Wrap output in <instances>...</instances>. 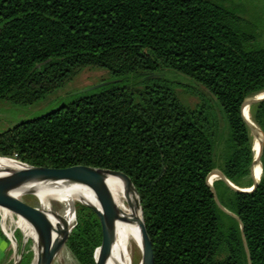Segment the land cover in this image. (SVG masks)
Masks as SVG:
<instances>
[{
	"label": "trees",
	"instance_id": "obj_1",
	"mask_svg": "<svg viewBox=\"0 0 264 264\" xmlns=\"http://www.w3.org/2000/svg\"><path fill=\"white\" fill-rule=\"evenodd\" d=\"M260 29L243 3L225 0H0V100L33 105L86 67L119 79L0 133V157L126 175L155 264H248L240 224L217 206L208 176L219 169L240 188L255 180L254 140L241 108L264 93ZM168 73L194 84L199 109L180 102ZM139 74L141 89L129 84ZM251 117L264 133V101ZM261 164L252 192L213 183L244 225L252 264H264V151ZM76 221L66 247L79 264H96L100 220L80 204ZM10 245L0 213L1 258ZM32 258L26 249L20 264Z\"/></svg>",
	"mask_w": 264,
	"mask_h": 264
},
{
	"label": "water",
	"instance_id": "obj_2",
	"mask_svg": "<svg viewBox=\"0 0 264 264\" xmlns=\"http://www.w3.org/2000/svg\"><path fill=\"white\" fill-rule=\"evenodd\" d=\"M112 82H105L96 87L86 90L90 92L104 86L111 84ZM264 101V95H256L245 99L242 104V115L247 123L254 140L256 132L254 125L250 120L245 116L246 107H251L260 102ZM259 150L257 154L254 155L252 169L253 172H256L257 162H261V157L264 151V141H260ZM253 151L255 152V144H253ZM23 166L14 169L5 170V174L0 175V208H6L16 215L23 217L27 220L33 227L37 234V240H33L37 246V264H51L53 259L56 257L58 252L66 245L69 238L70 232L64 238V241L60 243L57 247L49 250L46 242V228L40 218V212L45 210L42 208L41 211H38L26 204L21 197L28 194H36L40 186H57V185H67V184H83L91 188L96 196L97 202L100 208L90 205L87 203H81L89 207L92 211L98 216L101 227H102V244L97 249L96 254L99 252L98 257H96V264H105L109 258L112 246H113V235L111 232V227L116 219L120 217L121 211L114 202L112 195L110 194L108 188L106 187V178L107 175H114L121 178L127 188V190H133L139 200V205L141 209V218L137 221L141 229L142 236V259L140 264H155V256L153 250V244L147 232L146 224L144 221L143 209L140 203V198L138 192L133 186L132 181L124 174L118 171H112L107 169H99L89 166H72L68 168L56 169L49 167H34L22 163ZM212 177H217V179L224 181L231 189L237 192H252L256 189L261 181V177L258 181L253 180V185L250 188H240L234 185L219 169H214L208 176V183L211 188V191L214 195L215 202L217 206L230 217L235 218L241 228L242 240L245 248V252L248 258V264H252L250 251L246 241V236L244 234V225L241 219L226 209L220 202L217 192L214 188V185L211 181ZM211 181V182H210ZM251 189V190H244ZM76 214V210H75ZM3 218L1 217V229L5 236L8 238L11 244H16L15 237L10 238L7 233L4 231L2 225ZM25 252V244L22 247L20 255L17 256L15 264H20L22 257Z\"/></svg>",
	"mask_w": 264,
	"mask_h": 264
},
{
	"label": "rangeland",
	"instance_id": "obj_3",
	"mask_svg": "<svg viewBox=\"0 0 264 264\" xmlns=\"http://www.w3.org/2000/svg\"><path fill=\"white\" fill-rule=\"evenodd\" d=\"M227 4H239L243 3L251 17L255 18L259 23L260 30L263 31L264 36V0H225ZM261 40L262 45H264V37ZM166 79L172 84L173 89L175 90L178 99L186 107L197 110L199 109L204 101L203 99L194 93V84L190 81H186L183 77L177 76L171 73L165 74ZM143 79H145L144 74H139L138 76H131L129 78V84L134 86V88L141 89L143 87ZM119 81L118 78H114L112 74L106 70L95 67H86L77 72V74L69 80L62 88L54 91L49 94L46 98L40 100L39 102L33 105H16L7 100H0V133L13 128L15 125L26 121L41 117L46 115L53 110L63 106L66 103H69L73 100L74 97L83 95L87 93L86 90L96 87L105 82L115 83ZM179 83H186L190 86H180ZM216 111V116L220 123V129L222 131L223 119L221 116L220 110L217 106L213 107ZM257 135L254 136V141ZM262 139V140H261ZM259 141H264L263 135L260 133ZM258 141V142H259ZM260 144V143H259ZM258 145V150H259ZM1 158V157H0ZM6 158V157H4ZM9 159V158H6ZM16 162H20L17 159L10 158ZM22 163V162H20ZM218 180V179H216ZM247 181V179L245 180ZM44 194H49L51 198L48 200L46 206L42 203V196ZM57 192H46L41 193L38 196L35 194H28L21 197V199L34 209L41 211L42 208L45 210L40 212V218L46 228V242L50 246L51 241H54V237L51 236V229L53 233L57 231L61 218L63 217L66 204H61L59 199L62 195ZM81 203H76L75 210L77 206ZM83 205V204H81ZM0 213L3 215L2 225L4 231L12 238L15 237L16 244L13 243L10 245L8 250L5 252L4 256H0V264H15L17 256L20 255L23 245L25 244V251L29 249L33 253V258L31 264H37V246L36 243L31 239L35 238L37 240V234L34 230V227L30 225L23 217L16 215L12 211L6 209L4 212L0 209ZM5 214V215H4ZM75 214V212H74ZM1 215V217H2ZM75 221L72 225V229L75 227ZM22 225H25V228H22ZM71 229V231H72ZM32 231L34 234L30 233ZM61 235L60 238L64 241V238L69 233ZM53 238V239H52ZM61 239H59L60 241ZM62 241V242H63ZM61 242V243H62ZM58 246V245H57ZM56 246V247H57ZM25 253V252H24ZM24 256V255H23ZM98 257V254L97 256ZM23 259V257H22ZM142 259V253L137 249L135 251V264H139ZM22 261V260H21ZM51 264H79L74 256L71 254L69 249L64 245L62 249L58 252L56 257L53 259Z\"/></svg>",
	"mask_w": 264,
	"mask_h": 264
},
{
	"label": "bare ground",
	"instance_id": "obj_4",
	"mask_svg": "<svg viewBox=\"0 0 264 264\" xmlns=\"http://www.w3.org/2000/svg\"><path fill=\"white\" fill-rule=\"evenodd\" d=\"M260 95L262 96L264 95V93ZM251 107L250 106L246 107L245 116L254 125V129L257 135L254 141L255 144L254 154H257L258 145L260 143L259 141L260 133L263 135V131L253 121L251 117ZM22 166L23 164L20 162H16L11 159L0 158V175L5 174V170L7 169H14ZM261 174H262V164L261 162L258 161L257 169H256V177H255L256 181L259 180ZM216 179L217 177H212L211 181L214 182ZM106 187L108 188L110 194L112 195L114 202L120 209L121 214L120 217L114 221L111 227V232L113 235V246H112L111 254L105 264H135V251L137 249L140 253H142V246H143L141 229L137 221L142 216L138 197L133 190H127L121 178L114 175H107ZM244 190L249 191L251 189H244ZM46 192L61 193L60 195L62 196L59 199L60 200L59 202L62 205L66 204L63 217L61 218L60 225L57 231L55 232V234L51 229V236L52 237L55 236L54 241H51L50 246H48L49 250H51L63 241L62 238H60V236L66 234L68 231L72 229V225L75 221L74 212H75L76 203L78 202L87 203L90 205H94L98 208H100V206L97 202L93 190L83 184H67V185L62 184L57 186H40L35 195L38 196L39 194ZM50 198L51 196L49 194H44L42 196L43 205L46 206ZM0 209L3 212L4 210H6V208H0ZM2 218H4L3 215ZM22 228L24 229L25 225H22ZM31 239L36 241L35 238H31ZM59 239L61 240L59 241ZM97 254L99 255V252Z\"/></svg>",
	"mask_w": 264,
	"mask_h": 264
}]
</instances>
